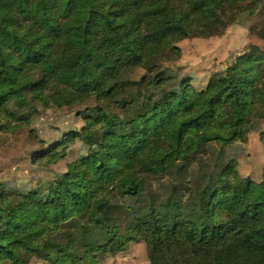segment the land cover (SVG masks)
Segmentation results:
<instances>
[{
    "label": "trees",
    "instance_id": "obj_1",
    "mask_svg": "<svg viewBox=\"0 0 264 264\" xmlns=\"http://www.w3.org/2000/svg\"><path fill=\"white\" fill-rule=\"evenodd\" d=\"M263 8L0 0V133L40 109H96L32 155L50 165L75 142L90 148L64 173L34 187L0 182V264H96L134 242L146 245L148 264H264V168L259 182L243 178L229 152L264 120V46L247 45L201 87L166 66L180 42L220 37ZM250 32L264 40V25ZM136 69L144 74L131 79ZM260 142L264 151V133ZM164 177V188H148Z\"/></svg>",
    "mask_w": 264,
    "mask_h": 264
},
{
    "label": "rangeland",
    "instance_id": "obj_2",
    "mask_svg": "<svg viewBox=\"0 0 264 264\" xmlns=\"http://www.w3.org/2000/svg\"><path fill=\"white\" fill-rule=\"evenodd\" d=\"M264 25V8L250 19L234 24L220 37L208 40L191 39L178 44L181 57L169 60L166 64L177 76L188 75L193 78L194 85L201 87L208 77L222 70L230 59L246 49L247 45L264 46L257 34L251 29L262 31ZM144 70L136 69L130 73L131 79H139ZM200 77L203 82H200ZM89 113L96 115L95 103L76 104L64 109L39 110L28 124L17 125L6 133H0V182H7L19 187H34L39 182L52 181L64 173L69 164L87 155L90 148L81 142H75L65 153V158L57 163L47 165L45 161L34 163L32 155L37 151L60 141L70 131H79L84 126L83 116ZM264 133V120L259 122L255 131L249 135L246 144H238L229 149L237 156V171L243 178L259 182L264 168V151L260 142V134ZM212 152L202 154L201 160L210 159ZM201 166L197 162L190 167L185 179H192L199 173ZM169 178L148 179V188L156 191L164 188ZM29 264H44L37 259H30ZM96 264H148V252L144 242H134L128 248L115 254H106L98 258Z\"/></svg>",
    "mask_w": 264,
    "mask_h": 264
}]
</instances>
